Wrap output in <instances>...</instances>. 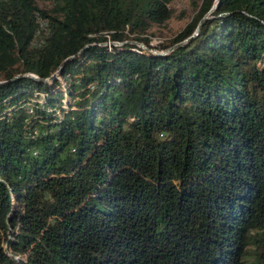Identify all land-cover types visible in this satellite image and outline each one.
<instances>
[{
  "label": "trees",
  "instance_id": "1",
  "mask_svg": "<svg viewBox=\"0 0 264 264\" xmlns=\"http://www.w3.org/2000/svg\"><path fill=\"white\" fill-rule=\"evenodd\" d=\"M171 1L0 0V80L78 52L0 83V264H264V0L109 47Z\"/></svg>",
  "mask_w": 264,
  "mask_h": 264
},
{
  "label": "rangeland",
  "instance_id": "2",
  "mask_svg": "<svg viewBox=\"0 0 264 264\" xmlns=\"http://www.w3.org/2000/svg\"><path fill=\"white\" fill-rule=\"evenodd\" d=\"M200 2L201 0H172L169 4L173 11L172 17L166 20L163 24L152 25L148 32L143 35V37L151 40V47L147 45L146 40L142 38L141 40L132 39L137 41L135 43L137 46H132L131 48L146 51V48L144 47L149 46L152 50L168 51L170 49L168 46L174 45L172 43L173 38L184 29L197 13V8ZM48 3L49 0H40L39 2L40 6H47ZM44 27H46L45 22L41 24V28ZM107 44H109V42H107ZM123 44L124 43H121L119 46H122ZM109 47L112 48L113 45H110ZM62 81L64 82V79H62ZM33 98L35 99V97ZM9 102L5 103L4 106H8L10 104ZM1 107L2 105H0V109H2ZM254 250L255 247L253 245L248 246V254L245 264H249V259L253 256Z\"/></svg>",
  "mask_w": 264,
  "mask_h": 264
},
{
  "label": "water",
  "instance_id": "3",
  "mask_svg": "<svg viewBox=\"0 0 264 264\" xmlns=\"http://www.w3.org/2000/svg\"><path fill=\"white\" fill-rule=\"evenodd\" d=\"M219 3H220V0H215L214 4H213V6L210 8V10H208V12H207V13L201 18V20L199 21L198 26L196 27V29H195V30H194L189 36H187V37H185L183 40H181V41L175 43L174 46H172L168 51L152 50L149 46H145L144 48H146V50L151 51V52H153V53H155V54H168V53H170L172 50H174L175 48H177V47H179V46H181V45H184V44L188 43L191 39H193L194 37H196V36L200 33L201 28H202V26H203V24H204V21H205L206 19H208V18H212V17L215 16L213 12H214V10L218 7ZM124 42H133V43H136L137 41H136V40H132V39H127V40H125V41H116V42H112V45H119V44L124 43ZM90 44H93V43H88V44H86L84 47H86V46H88V45H90ZM84 47H83L82 49H80L79 52H81V51L84 49ZM77 55H78V52L75 53V54H71V55H69L68 57H66L64 60H62L61 63L59 64L57 70H56V71H55L50 77H52L55 73L59 72V71L61 70L63 64H64L67 60H69V59H71V58H73V57H77ZM21 75H29V76H31V77H33V78L38 79V80H48V79L50 78V77H47V78H45V77H41V76H39L38 74H36V73H34V72H29V71H27V72H21V73H18V74H16L15 76H13V78H11V79H3V80H0V83L8 82V81H10V80H12V79H14V78H16V77H18V76H21Z\"/></svg>",
  "mask_w": 264,
  "mask_h": 264
},
{
  "label": "bare ground",
  "instance_id": "4",
  "mask_svg": "<svg viewBox=\"0 0 264 264\" xmlns=\"http://www.w3.org/2000/svg\"><path fill=\"white\" fill-rule=\"evenodd\" d=\"M109 44H112L111 42H109Z\"/></svg>",
  "mask_w": 264,
  "mask_h": 264
}]
</instances>
